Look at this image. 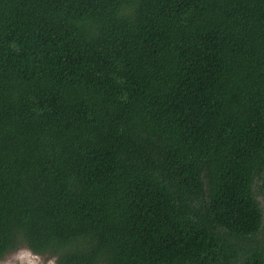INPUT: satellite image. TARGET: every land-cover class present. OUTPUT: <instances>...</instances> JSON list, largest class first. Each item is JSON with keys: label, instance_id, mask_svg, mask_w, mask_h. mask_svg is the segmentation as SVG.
<instances>
[{"label": "trees", "instance_id": "obj_1", "mask_svg": "<svg viewBox=\"0 0 264 264\" xmlns=\"http://www.w3.org/2000/svg\"><path fill=\"white\" fill-rule=\"evenodd\" d=\"M264 0H0V261L264 264Z\"/></svg>", "mask_w": 264, "mask_h": 264}, {"label": "rangeland", "instance_id": "obj_2", "mask_svg": "<svg viewBox=\"0 0 264 264\" xmlns=\"http://www.w3.org/2000/svg\"><path fill=\"white\" fill-rule=\"evenodd\" d=\"M258 200L264 210V191L260 188V183L255 186ZM261 239H264V230L260 234ZM0 264H57L56 258L50 255L35 254L26 246H21L18 249L8 253L0 261Z\"/></svg>", "mask_w": 264, "mask_h": 264}]
</instances>
